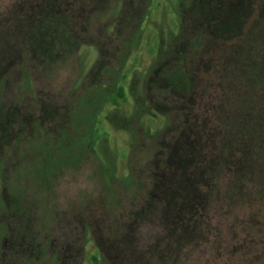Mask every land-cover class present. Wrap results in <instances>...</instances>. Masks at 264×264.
Instances as JSON below:
<instances>
[{
    "label": "rangeland",
    "instance_id": "1",
    "mask_svg": "<svg viewBox=\"0 0 264 264\" xmlns=\"http://www.w3.org/2000/svg\"><path fill=\"white\" fill-rule=\"evenodd\" d=\"M56 5L0 0V264H264V183L232 180L225 118L264 0Z\"/></svg>",
    "mask_w": 264,
    "mask_h": 264
},
{
    "label": "trees",
    "instance_id": "2",
    "mask_svg": "<svg viewBox=\"0 0 264 264\" xmlns=\"http://www.w3.org/2000/svg\"><path fill=\"white\" fill-rule=\"evenodd\" d=\"M58 0H46L47 6H49L48 10H45L47 13H51L52 11H57L56 9V3ZM22 5L24 4H18L17 7L11 12L12 15H10L8 18H3L2 20H10L11 17L14 15H19L18 11L21 9ZM13 12H15L13 14ZM14 21L17 18H13ZM24 20V18H21ZM224 22V21H223ZM22 23V21L20 22ZM18 23V24H20ZM233 27H235L237 24L231 23ZM25 32V31H24ZM264 54V53H263ZM230 57V56H229ZM234 67L238 72H243L244 74H248V68L250 69L249 76H247L248 84L251 86V93L252 97H248L247 99L244 96H239L237 105H240L242 109V113L238 114H227L224 109L226 106L221 107L222 115L225 117V114H227L226 122L229 124H233L237 128V133L241 135V138H236L237 141H235V138H232V135L229 132L228 138H225L224 143L225 145H228L229 143H236L238 144L239 141H241L242 146H245L244 154L245 158L240 160L239 163L235 166L237 168L232 169L231 175L232 180H260V182L264 183V56L257 60H250L249 62H241L236 61L234 62ZM248 67V68H247ZM224 108V109H223ZM237 117V118H236ZM10 115H8L7 121H9ZM6 122V120H5ZM225 135V137H226ZM246 140V145H248V148L244 144V141ZM231 143V144H232ZM230 144V146H231ZM240 146V145H239ZM229 148V147H228ZM226 155L224 157H232L231 150L229 152H226ZM223 157V154L221 155ZM228 166H231L230 163H226V166H223V161H219V164L216 166H213L211 169L209 165L208 173L209 175H212L213 179L221 180L224 175L225 171L228 169ZM0 168H2V164L0 165ZM212 173V174H211ZM195 207V204L193 205V208ZM199 233V232H198Z\"/></svg>",
    "mask_w": 264,
    "mask_h": 264
}]
</instances>
